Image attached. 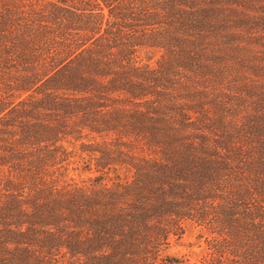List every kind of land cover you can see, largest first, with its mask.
<instances>
[{"label":"trees","instance_id":"obj_1","mask_svg":"<svg viewBox=\"0 0 264 264\" xmlns=\"http://www.w3.org/2000/svg\"><path fill=\"white\" fill-rule=\"evenodd\" d=\"M249 1L0 0V264H172L185 222L200 264H264Z\"/></svg>","mask_w":264,"mask_h":264},{"label":"rangeland","instance_id":"obj_2","mask_svg":"<svg viewBox=\"0 0 264 264\" xmlns=\"http://www.w3.org/2000/svg\"><path fill=\"white\" fill-rule=\"evenodd\" d=\"M249 2L251 4L250 5L251 11L259 10L257 0H250ZM249 32L252 33L253 31H249ZM253 33L255 34L256 32ZM257 45L258 44L254 46V52L257 56L249 57L252 63L251 65L248 66H255L256 63L258 64L259 61L260 62L263 61L261 55H259V53L263 51V48L260 45L258 46ZM246 72H247L246 79L255 82H261V81L264 82V77L258 79L255 78L254 76L252 77L251 76L252 73L249 72V70ZM222 93L229 94L231 96H243L238 94L235 95L225 90H223L220 95H222ZM66 148L69 152H71V156H72V159L70 160L72 163L71 168L73 170L74 169L76 170L74 173L71 174L76 179L89 177V174L87 172L89 169L93 168V163H91L84 154H81L77 150V148L69 145H67ZM206 241H207V237L203 232V230H201V228L195 226L192 223L185 222L183 226V234L179 238L170 239L168 246L165 247L162 252V256L163 258L170 260L172 264H200L206 257H208V251L206 250Z\"/></svg>","mask_w":264,"mask_h":264}]
</instances>
